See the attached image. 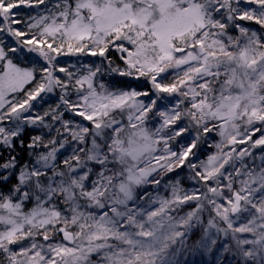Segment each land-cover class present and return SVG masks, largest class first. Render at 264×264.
Masks as SVG:
<instances>
[{"label":"snow or ice","instance_id":"1","mask_svg":"<svg viewBox=\"0 0 264 264\" xmlns=\"http://www.w3.org/2000/svg\"><path fill=\"white\" fill-rule=\"evenodd\" d=\"M110 50L121 64L112 67ZM23 53L41 58L39 70L16 62ZM82 55L102 63L85 75L60 65ZM105 60L152 92L97 85ZM57 89L54 108L30 114ZM46 118L60 123L57 137L25 146L22 126L52 127ZM183 120L197 137L176 151ZM200 130L217 133V152L189 163ZM64 133L77 147L58 163ZM17 141L33 159L21 163ZM184 166L206 191L176 180L165 197L138 194ZM204 211L199 247L212 250L215 229L237 264H264V0H0V264H180Z\"/></svg>","mask_w":264,"mask_h":264},{"label":"trees","instance_id":"2","mask_svg":"<svg viewBox=\"0 0 264 264\" xmlns=\"http://www.w3.org/2000/svg\"><path fill=\"white\" fill-rule=\"evenodd\" d=\"M242 7H243V4H242ZM20 11H21L22 18H26L28 15H35L37 12L41 10L36 9V10L30 11L28 9H21ZM240 23L245 24L246 26L251 27V28H259L258 25H255L252 22L241 21ZM3 39H4V43L8 46H11L14 43V41L7 36H4ZM108 56L111 57V59L114 61V63L112 64V67H115L121 64V62L118 59L119 54L115 50H110L108 53ZM59 61H60V65L69 67L70 70L74 72L77 69H79V74L84 75L87 73V70L84 67V65L90 66L94 69L97 65H101L102 58L88 56V55L62 56L59 58ZM16 62L25 67H35L37 70H39V68L43 65V61L36 53L18 54V58L16 59ZM58 75H60L61 77L64 76L63 73H58ZM96 82H100V83L103 82L110 87H119V88L135 87L136 89L140 91L152 92L151 85L144 78H140L139 80H137V79L129 78V77H120L119 75L108 71V61L106 60L103 61L102 72L98 74V76L95 78V83ZM32 87H34V85ZM59 95H60L59 89L55 90L53 93L44 95L43 100L40 102H37V106L34 105V110L30 114L35 115L38 113L40 115H43V113L47 111L48 109L54 108L59 101ZM161 95H164V94H161ZM72 98L74 99L75 97L72 96ZM28 114L29 113H26L25 115H28ZM63 119L64 120L71 119L75 122L80 121L79 117H73L70 113H66L63 116ZM46 123L49 125H53V126L50 128H46L41 125L22 126L23 131H22L21 138L25 146L29 143L31 137L35 135H41L45 141L51 139L52 137H57L58 134L56 132V128H60L61 126L60 123H54L50 118H46ZM4 126L9 127L10 125L7 122H5ZM186 127H188V131L183 133L180 137H178L179 138L178 140L184 146L191 144L193 139L197 137V129L189 126L188 121H186ZM59 138L60 139L66 138L68 143L66 144L65 149H62L60 153H58V163L60 160H63L67 156L71 155L72 149L74 147H77L75 142L71 140L70 134L64 133L63 136H60ZM219 138L220 137L214 134V132L205 134L203 133L202 130H200L199 139L197 141V146L194 149H192L193 154L189 156L188 162L199 164L201 161H206L209 153L213 149H215V145L218 143L217 140ZM25 151H26V148L22 150L19 147V143L17 141V152L14 154L19 155L21 163H23L26 160L33 159L29 155L28 151H27V155L26 154L24 155ZM253 152L256 155L255 149H253ZM246 160H248V162L250 163L249 158H246ZM256 163L258 162L256 161ZM60 166L62 167V165ZM237 166L239 165L237 164ZM229 171H231V167H229ZM192 175L193 173L187 166L175 169L173 172L168 173L167 175H162L161 177L158 178V179H161V184L159 185V187L154 186L155 187L154 188L153 185H149L147 192L153 197L155 196L165 197L170 194V188L166 186L169 185L170 182H174L176 180L181 181V186L185 190H188V191H195L196 189L201 190L202 183H197L196 181L192 180L190 178ZM11 182H15V181L13 180ZM138 194L143 195L144 190L141 191L139 189ZM191 207H194V204L186 206L181 212V215H183V213L190 210ZM208 218H209L208 211H204L203 213H201L202 223L197 224L195 227L188 230L187 235L185 237V243H184L183 249L180 253L181 257H178L180 264H186L184 262L185 257H187L186 254L196 252V248L199 242L204 238V232H203L204 227L203 226L206 225ZM202 233L203 235L201 236ZM214 239H217V244L214 246H211V249H212L211 251L206 250V252L204 251L200 252L201 254L206 253L207 257L205 259H202V257L200 256L199 259L204 260L205 262L209 264H237V261L233 259L231 253L224 252L222 245L226 242V239L222 236L218 238L217 235H215ZM177 247H179V245H177Z\"/></svg>","mask_w":264,"mask_h":264},{"label":"rangeland","instance_id":"3","mask_svg":"<svg viewBox=\"0 0 264 264\" xmlns=\"http://www.w3.org/2000/svg\"><path fill=\"white\" fill-rule=\"evenodd\" d=\"M86 74H87V73H86ZM84 75H85V74H84ZM171 78H172V77H171V74H169L168 76H166V78L164 79L163 82L168 83V82L171 81ZM99 83H100V82H96L97 85H99ZM131 88H135V87H131ZM135 89H136V88H135ZM137 90H138V89H137ZM153 95H154V94H153ZM141 99H144L145 102H147V101L149 100V98H146V97H141ZM178 99H180V97L177 96V97H175V98H168V99H165V100L159 101V102H158V105H157V109H158V110H167V109L171 108L173 105H175L176 100H178ZM33 103H34V105L37 106V102H33ZM182 107H183V106H182ZM154 119H155V120H154ZM186 121H187V120L178 121V122H177V125H174L173 127L175 128V127H180V126H186ZM159 122H160V118H159V117H153V118H151L150 121H149V127H155V126H158V125H159ZM3 126H4V125H3ZM214 134L217 135L216 132H214ZM257 135H258V134H257ZM255 138H256V137H254V139H255ZM178 139H179V138L177 137L176 140L172 141L171 144H170V146L172 147V149H173V150H176V151H179V150L181 149V147L184 146V145H183ZM219 141H220V138L217 140V142H219ZM18 143H19V141H18ZM216 152H217V149H216V147H215V149H213V150L209 153V155H212V154H214V153H216ZM255 152H256V156H257V157L260 156V155L262 154L260 148L255 149ZM25 154L27 155V150L24 152V155H25ZM209 155H208V156H209ZM206 160H207V159H206ZM257 162H258L257 164H259V160H257ZM157 178H159V177H157ZM148 187H149V185H146V186H144L143 188H141L140 190H141V191L144 190V192H147ZM153 187H154V186H153ZM154 188H155V187H154ZM201 190H202V191H206V189L203 188V185L201 186ZM187 191H188V190H187ZM205 226H206V225H205ZM205 226H203V227H205ZM209 232H210L209 235L214 239L215 235H217L215 229H211ZM202 235H203V233L201 234V236H202ZM220 237H221V236H220ZM202 251L206 252V249L197 246V248H196V252L186 254L187 257H185L184 262H185L186 264H209V263L205 262L204 260H200V259H199L200 256L202 257V259H205V258L207 257L206 253H205V254H201V253H200V252H202ZM178 257H181V255L179 254Z\"/></svg>","mask_w":264,"mask_h":264}]
</instances>
